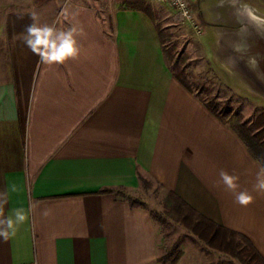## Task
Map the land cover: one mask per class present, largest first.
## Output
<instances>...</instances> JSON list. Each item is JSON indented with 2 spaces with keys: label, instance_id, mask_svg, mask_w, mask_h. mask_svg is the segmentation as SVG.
I'll return each instance as SVG.
<instances>
[{
  "label": "crops",
  "instance_id": "0c3cea01",
  "mask_svg": "<svg viewBox=\"0 0 264 264\" xmlns=\"http://www.w3.org/2000/svg\"><path fill=\"white\" fill-rule=\"evenodd\" d=\"M132 1L0 8V198L4 216H29L15 237L0 238V264H171L150 211L119 192L139 189V175L247 238L264 260V194L253 190L261 163L178 79L152 9ZM32 14L37 24L76 27L79 56L41 62L23 42ZM222 169L251 204L235 202Z\"/></svg>",
  "mask_w": 264,
  "mask_h": 264
},
{
  "label": "rangeland",
  "instance_id": "374dc122",
  "mask_svg": "<svg viewBox=\"0 0 264 264\" xmlns=\"http://www.w3.org/2000/svg\"><path fill=\"white\" fill-rule=\"evenodd\" d=\"M8 1L21 6L30 2L0 0V8L7 9L11 5ZM245 1L250 7L242 0H191L196 11L198 6L202 10L199 31L180 21L169 5L147 2L164 33L173 71L184 76L206 103L217 104L216 111L226 123L239 117L241 122L251 125L264 110V23L259 22L264 21V0ZM246 7L259 19L249 20L252 26L261 25L259 35L250 36V22L247 25L242 14ZM164 193L154 182L150 190L141 186L127 195L162 216L154 221L161 254L168 261L184 255V264H260L254 257L241 260L211 248L185 227L163 216Z\"/></svg>",
  "mask_w": 264,
  "mask_h": 264
},
{
  "label": "trees",
  "instance_id": "16d2710c",
  "mask_svg": "<svg viewBox=\"0 0 264 264\" xmlns=\"http://www.w3.org/2000/svg\"><path fill=\"white\" fill-rule=\"evenodd\" d=\"M130 6L141 9L148 14L151 13V7L145 0H134L130 3ZM158 29L161 43L163 45L164 55L168 61L172 56L165 47L164 33L162 29H160V26ZM170 67L172 68V66ZM176 76L185 86L189 87V84L185 80L184 76L178 73H176ZM206 105L216 116L224 121V119L220 117L216 111L217 104H213L211 102L206 103ZM227 124L246 144L250 154L261 164H264V110L258 113L251 125L241 122L239 117H237L233 122ZM139 178L141 186L145 190H150L153 188L154 182L142 175H139ZM158 186L161 188L159 184ZM104 191L112 192V190ZM119 192L125 195V199L132 207L140 206L146 208L142 204L138 203L136 199L129 197L127 195L128 191L126 188L120 187ZM162 211L163 216L185 227L196 237H198L203 243H205V245L241 260L243 257H248L250 260H252L254 257L260 264H264V260L260 258L256 250L253 248L251 242L247 238L241 234L221 228L210 220L204 218L186 202H184L178 195L170 191L165 192L162 199ZM150 213L154 220L162 219L161 215H156L154 212ZM175 262L176 260H172L171 264H174Z\"/></svg>",
  "mask_w": 264,
  "mask_h": 264
},
{
  "label": "clouds",
  "instance_id": "9594fccd",
  "mask_svg": "<svg viewBox=\"0 0 264 264\" xmlns=\"http://www.w3.org/2000/svg\"><path fill=\"white\" fill-rule=\"evenodd\" d=\"M31 18L33 22L27 26L23 35V42L40 58L41 62L63 64L67 60L75 59L79 56L80 47L77 36L80 35V31L76 27L58 29L51 24H37L35 22V14H32ZM253 19L256 18L253 17ZM259 22L264 23V21ZM253 65H255V61H253ZM219 177L225 189L233 193L236 203L241 206H248L253 202L254 197L249 191H237L239 188L238 176L229 174L222 169ZM16 190V186L13 185L11 191L15 192ZM253 190L258 194H264V164H260L258 167ZM4 203H6V200L0 198V238L6 241L16 236L19 227L28 220L29 216L28 212L23 208H17L11 215L4 216ZM43 214L47 216L49 211L46 210Z\"/></svg>",
  "mask_w": 264,
  "mask_h": 264
},
{
  "label": "built area",
  "instance_id": "2783aa9c",
  "mask_svg": "<svg viewBox=\"0 0 264 264\" xmlns=\"http://www.w3.org/2000/svg\"><path fill=\"white\" fill-rule=\"evenodd\" d=\"M169 5L176 13L177 18L190 24L196 31L200 29L199 12L193 7L191 0H153Z\"/></svg>",
  "mask_w": 264,
  "mask_h": 264
},
{
  "label": "bare ground",
  "instance_id": "6f19581e",
  "mask_svg": "<svg viewBox=\"0 0 264 264\" xmlns=\"http://www.w3.org/2000/svg\"><path fill=\"white\" fill-rule=\"evenodd\" d=\"M252 15H254V13L251 11V9H250V18H253L252 17ZM254 17L257 19V20H259L258 19V17H256L255 15H254ZM263 27V26H262ZM261 31V25H255V26H252V22L250 21V36L251 35H259V32ZM263 33V32H262ZM263 36H264V34H263Z\"/></svg>",
  "mask_w": 264,
  "mask_h": 264
},
{
  "label": "flooded vegetation",
  "instance_id": "af4514ba",
  "mask_svg": "<svg viewBox=\"0 0 264 264\" xmlns=\"http://www.w3.org/2000/svg\"><path fill=\"white\" fill-rule=\"evenodd\" d=\"M261 59H262V58H261ZM262 61H263V60H261V62H262ZM258 71H259V73H260L261 70H258Z\"/></svg>",
  "mask_w": 264,
  "mask_h": 264
}]
</instances>
